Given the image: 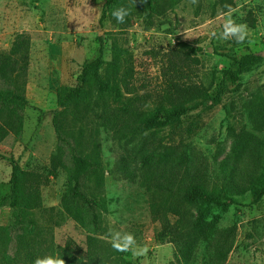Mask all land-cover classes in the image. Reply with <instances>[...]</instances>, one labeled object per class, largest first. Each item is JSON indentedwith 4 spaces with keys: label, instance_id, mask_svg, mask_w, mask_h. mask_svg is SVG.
Wrapping results in <instances>:
<instances>
[{
    "label": "rangeland",
    "instance_id": "374dc122",
    "mask_svg": "<svg viewBox=\"0 0 264 264\" xmlns=\"http://www.w3.org/2000/svg\"><path fill=\"white\" fill-rule=\"evenodd\" d=\"M225 4L248 26L243 44L219 38ZM119 7L129 9L124 23L112 16ZM22 34L29 52L0 79V93L29 103L0 98V245L20 237L32 264L49 254L66 264H264V197L254 194L264 189V0H0V56ZM249 53L259 60L222 93L231 59ZM84 71L87 94L63 107ZM180 106L194 108L139 130ZM55 110L62 137L89 162L80 183ZM10 159L39 205L23 225L4 203ZM77 187L97 206L75 198ZM110 229L147 254L114 250Z\"/></svg>",
    "mask_w": 264,
    "mask_h": 264
},
{
    "label": "trees",
    "instance_id": "16d2710c",
    "mask_svg": "<svg viewBox=\"0 0 264 264\" xmlns=\"http://www.w3.org/2000/svg\"><path fill=\"white\" fill-rule=\"evenodd\" d=\"M30 41L25 34L19 35L15 42L13 43L11 53L12 56L2 55L0 56V79L6 80L10 78L17 70L18 63L14 59L15 56L23 55L29 52ZM101 49V57H102ZM100 57V59H101ZM99 59V60H100ZM259 57L255 54H245L239 58H232L228 69L224 70L222 73L221 80V92L223 93L227 86H236L243 72L253 63L257 62ZM99 87L102 88V81L97 77ZM81 85L78 88L70 90L63 99V107H66L69 103L79 101L86 94L87 91L83 87L86 83V71H84L78 79ZM0 98H6L11 100H16L29 106V103L23 97L17 95H4L0 93ZM194 108V107H193ZM191 109L185 107H177L169 111L165 117H162L160 113L151 115L150 117L144 118L139 123V130L143 132H149L157 129H163L169 127L172 123H175L183 116H186ZM53 113V125L55 133L57 134L58 141L66 145L72 153V161L74 166V176L78 183L86 178V170L89 167V162L87 159L79 157L77 155L75 147L64 139L61 135V128L58 125V117L60 116V111L55 110ZM12 163V177L10 180V193L7 199L4 201L8 204L11 209L14 210L15 217L20 225L24 224V219L27 214L34 209L38 208V203L35 201L27 188V173L22 171L16 161L10 159ZM78 186V185H77ZM254 194L257 196L255 201H259L264 197V189H255ZM73 196L75 198L81 199L89 208H94L97 206L95 200L90 199L85 193L78 191V187L74 190ZM195 198L202 201L205 205L211 206H222V200L215 194H208L200 189H196L194 193ZM9 202V203H8ZM2 247V252H0V264H32V249L31 247L24 243L20 237H11L8 244L2 242L0 245ZM38 250V249H34ZM122 264H132L129 261L123 260Z\"/></svg>",
    "mask_w": 264,
    "mask_h": 264
},
{
    "label": "clouds",
    "instance_id": "9594fccd",
    "mask_svg": "<svg viewBox=\"0 0 264 264\" xmlns=\"http://www.w3.org/2000/svg\"><path fill=\"white\" fill-rule=\"evenodd\" d=\"M198 0H191L192 4H196ZM224 8L227 9L226 12H219L218 15H223L227 17L226 22L223 24V31L220 33L219 38L223 40L234 39L237 44H243L248 39V26L247 24L237 23L233 18L235 9L230 4H225ZM129 15V9L126 7H119L112 12L113 18L118 23H124L126 16ZM81 28L77 27L76 31H80ZM216 36V33H212ZM109 236L111 238V244L114 250L118 252H129L131 251L134 257H140L147 254V247L138 245L133 234L128 232H122L120 230L109 231ZM34 264H66L64 258L56 255H46L43 257H37L34 260Z\"/></svg>",
    "mask_w": 264,
    "mask_h": 264
}]
</instances>
